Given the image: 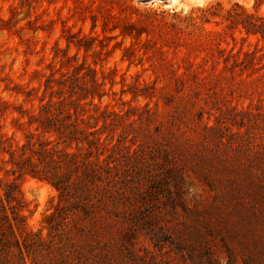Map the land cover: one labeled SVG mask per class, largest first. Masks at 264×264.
<instances>
[{
	"label": "rangeland",
	"instance_id": "obj_1",
	"mask_svg": "<svg viewBox=\"0 0 264 264\" xmlns=\"http://www.w3.org/2000/svg\"><path fill=\"white\" fill-rule=\"evenodd\" d=\"M131 1L140 12L169 15L238 4L264 18V0ZM126 5L0 0V18L8 22L0 28V210L12 232L0 264H75L44 218L64 206L82 216L78 199L61 202L50 182L14 164L38 162L45 142L77 155L67 164L58 153L59 166L45 156L43 174L89 186L94 211L85 240L96 230L105 239L93 234V249L83 247L87 264H99L106 249L104 264H264V41L225 29L220 47L187 53L169 30L148 26L166 43L159 51L142 49L129 63L121 60L120 39L92 30L90 19L127 16ZM78 71L79 84L71 80ZM94 76L101 82L96 90ZM96 137L104 141L97 148L83 140ZM17 144L11 158L5 151ZM8 190L23 203L16 212L31 239L41 234L44 243L24 245Z\"/></svg>",
	"mask_w": 264,
	"mask_h": 264
},
{
	"label": "trees",
	"instance_id": "obj_2",
	"mask_svg": "<svg viewBox=\"0 0 264 264\" xmlns=\"http://www.w3.org/2000/svg\"><path fill=\"white\" fill-rule=\"evenodd\" d=\"M54 1V0H53ZM88 1L89 4L94 3V0H84ZM127 5L125 6V11H128V15L124 17H120V15L114 14L110 17L107 22L106 19L100 20L96 16H91L92 30H95L97 27L101 28V33L104 37H106L107 32L113 33L114 36L110 37L112 39L119 38L120 41L117 43L118 46L122 47V61H127L129 63H133L136 58V53L141 51L142 49H147L149 46L155 47L157 51H159L160 44H165L166 39H154L152 34L153 31L148 29V26L155 27L158 29H167L168 35L175 37V39L181 40L184 47L187 50V53H191L198 49L202 48H215L220 47V42L217 41V38L225 32V29L236 31L238 30L240 33H243L247 38L255 37L259 40L264 41V18L258 15L249 13L246 9L239 6L238 4L233 5L232 7L225 9L220 3L210 4L202 8L193 9L190 13L186 15L174 13L173 15L169 14H160L157 12H140L133 5L131 0H125ZM8 25V22L0 18V28ZM215 26V27H212ZM221 27L218 29L217 27ZM152 27V28H153ZM167 32V31H165ZM145 36V39L142 37ZM88 37V36H86ZM99 37L97 32H94L92 35V39L96 40ZM234 39V37H232ZM130 39L129 45H124V41ZM81 40V39H80ZM80 40L76 44L77 48H80ZM90 41V40H89ZM70 43V42H69ZM73 44V43H72ZM93 45L88 47V49L93 48ZM225 49L221 50L224 52ZM164 55V54H163ZM166 61V59H163ZM235 64H239L236 62ZM80 66H76L75 69H79ZM93 71V70H91ZM81 73L75 72L73 78L71 79L73 83H82L83 77L80 75ZM184 75V73L182 74ZM92 87H95V90L100 87L101 82L94 76L91 80ZM94 89V88H93ZM99 99L101 96H98ZM50 124H55L51 119L46 120ZM72 122L66 123L71 125ZM56 126V125H55ZM65 127V124H63ZM57 132L60 131V127L57 125L55 129ZM70 138V137H69ZM86 140L88 145L93 144L96 148L102 146L104 141L102 137H96L92 140ZM77 142L81 143L79 139H76ZM45 144V146H43ZM49 142H45L41 144V153L39 152L38 162L33 160H22L19 163H14L18 168V171L21 174H32L34 178L39 180H46L50 182L55 189L59 192V197L61 202H67L70 206H72V201L78 199V201H73L74 204H77V208L83 212L82 216L78 214L69 215L67 212L70 210L68 207L64 206L61 209H56L52 214L47 215L44 218V223L46 224L44 227L49 231V235L52 232H59L61 236V240L64 242L65 257L70 261V263L75 264H87L89 258L86 254V251L83 247L87 246L88 249L92 250L93 247L90 244L89 240L92 239V235L98 236L95 238L96 241H101L105 239V235L101 234L100 230L90 232L88 236V241L85 240L87 232H86V219L88 216L94 211L93 202L91 201V194L87 192L88 185L84 184L83 181H79L78 184H75L68 181V175H64L62 177L59 176H48L47 173L43 174V171L47 170L45 163V156L49 158V162L55 163L59 166L63 161L58 153L63 152L65 158H68L67 164L73 163L76 159V153L67 152L64 150H60L59 147H49ZM33 143H29L27 145L33 147ZM26 148V145L20 147L21 151ZM19 149L18 144L17 148H10L7 152L11 158L14 157V153ZM5 150V149H4ZM79 150V149H77ZM26 163H29L31 169H26ZM42 163L43 168L42 171H37V167ZM76 166V165H75ZM85 175L90 178H95L96 172L92 169L85 170ZM83 184V185H82ZM262 189V188H261ZM264 192V189H262ZM5 197L10 206V210L12 211L14 221L18 231L22 238L24 237L22 233H25V237L23 238L24 245L26 247H30L36 243H44L46 241L45 237L39 234L35 240L31 239L32 233L27 231L25 228V224L23 223V215L16 212L18 208L22 207V202L18 198L15 193L10 190L5 191ZM76 208V210H78ZM15 211V212H14ZM97 225L94 224V227ZM12 235L11 227L7 220L6 215L0 210V253L3 252L4 249L7 248V243L10 242L9 237ZM53 237V236H52ZM103 244L101 247H105ZM86 247V248H87ZM81 251V252H80ZM85 253V255H81V253ZM108 254L107 249L100 254H97L98 263L104 264L102 259H106V255ZM81 257H85V261H81Z\"/></svg>",
	"mask_w": 264,
	"mask_h": 264
}]
</instances>
